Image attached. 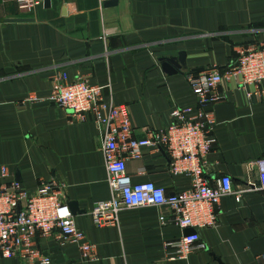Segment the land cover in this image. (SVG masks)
Wrapping results in <instances>:
<instances>
[{
  "label": "crops",
  "instance_id": "obj_1",
  "mask_svg": "<svg viewBox=\"0 0 264 264\" xmlns=\"http://www.w3.org/2000/svg\"><path fill=\"white\" fill-rule=\"evenodd\" d=\"M33 1L0 0V186L16 181L31 193L40 180L63 183L65 203L80 211L72 214L76 227L97 248V259L85 261L75 245L38 237L48 264H259L264 191L223 196L217 227L197 231L206 250L186 260L166 259L164 242L185 231L162 224L160 217L172 218L165 207L125 209L116 226H96L90 211L110 198L102 137L91 113L79 119L49 96L60 72L104 87V102L125 105L134 137L144 139L171 124L173 108L196 104L186 75L223 72L240 50L264 44V0ZM180 54L185 69H178ZM218 89L205 177L227 176L237 191L257 181L255 162L264 158V98L248 99L252 88L240 90L234 80ZM168 166L164 150L145 149L126 162V175L168 194L188 189L189 178Z\"/></svg>",
  "mask_w": 264,
  "mask_h": 264
},
{
  "label": "built area",
  "instance_id": "obj_2",
  "mask_svg": "<svg viewBox=\"0 0 264 264\" xmlns=\"http://www.w3.org/2000/svg\"><path fill=\"white\" fill-rule=\"evenodd\" d=\"M40 2L36 0L30 4ZM229 80H234L240 90L252 88L246 92L248 99L264 98V44L240 50L236 62L223 72L213 67L186 75L196 104L173 108L170 125L159 131H149L144 139H136L127 107L104 102L102 94L106 88L82 79L68 81L63 72L53 77L50 101L79 119L91 113L102 137L101 151L110 198L93 205L90 216L96 226H116L119 212L125 209L165 207L172 213V218L160 217L162 224L170 223L183 231L193 230V233L164 242L166 259L186 260L194 253L206 250L197 231L217 227V210L223 196L233 195L238 200L244 193L264 191V158L255 162L257 181L237 191L232 190L231 179L227 176L213 183L205 177L206 159L215 143L210 108L222 101L218 87ZM145 149L164 150L170 174L187 176L190 187L168 194L151 182L131 183L126 175V162L141 159ZM1 176L3 179L8 177L6 168L1 169ZM64 190V184L56 180H40L31 193L16 181L0 186V259L16 258L24 264H48L49 256L36 247L38 237L75 245L82 260L97 259L96 246L74 223L64 200ZM259 262L264 264V254Z\"/></svg>",
  "mask_w": 264,
  "mask_h": 264
},
{
  "label": "water",
  "instance_id": "obj_3",
  "mask_svg": "<svg viewBox=\"0 0 264 264\" xmlns=\"http://www.w3.org/2000/svg\"><path fill=\"white\" fill-rule=\"evenodd\" d=\"M49 0H44V4L48 6ZM185 69L186 68V63H185V57L184 54H180L179 58H178V69ZM69 209L71 211V214H75V213H80L79 210H77V204L74 202H71L69 204ZM190 233H193V230L191 229H187L184 232V235H188Z\"/></svg>",
  "mask_w": 264,
  "mask_h": 264
}]
</instances>
